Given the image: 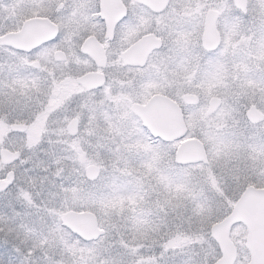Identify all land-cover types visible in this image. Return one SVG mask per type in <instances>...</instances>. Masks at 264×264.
<instances>
[{"label": "snow or ice", "instance_id": "snow-or-ice-1", "mask_svg": "<svg viewBox=\"0 0 264 264\" xmlns=\"http://www.w3.org/2000/svg\"><path fill=\"white\" fill-rule=\"evenodd\" d=\"M0 21H6L0 23V49L7 53L0 60V107L19 108L24 103L22 85L36 79L26 68L40 67L39 58L70 41L76 63L94 70L71 81V87L57 85L56 91H87L99 117L123 133V143H117L125 164L95 174L90 166L93 182L74 210L92 219L74 225L73 231L39 218L50 228L54 244L57 233L77 245L94 241L91 257L80 264H92L97 251L106 264H127L122 247H108L122 225L144 223L163 230L164 225L195 218L211 227L217 252L224 249L227 254L232 230L247 236L253 256L258 249L264 251V188L259 189L262 195L237 194L230 183L241 170L264 177V0H254L250 20H241L231 0H75L71 5L63 0H9L0 7ZM98 30L109 36L119 32L117 64L123 65L119 76L126 78L105 73L100 50L107 44L87 47L84 34ZM79 44L85 45L82 51ZM186 73H195L193 84L203 97L198 110L185 119L178 101L167 97H162L167 103L151 106L160 95L154 90L161 74L167 79ZM130 125L131 133L126 131ZM152 134L155 143L148 140ZM16 164L18 168L0 173V264H32L34 255L2 242L4 231H32L37 224L18 203L40 207L22 187L23 174L31 175L30 165L19 159ZM255 189L249 185L250 191ZM98 209L111 211L98 214ZM199 256L193 251L186 264H200Z\"/></svg>", "mask_w": 264, "mask_h": 264}, {"label": "clouds", "instance_id": "clouds-1", "mask_svg": "<svg viewBox=\"0 0 264 264\" xmlns=\"http://www.w3.org/2000/svg\"><path fill=\"white\" fill-rule=\"evenodd\" d=\"M63 2L71 5L75 0ZM8 3L9 0H0V7ZM231 3L233 11L239 13L241 20L246 16L251 19L254 0H231ZM239 5L246 6L247 11ZM84 35L90 49L101 43L108 45L100 50L105 55L106 62L102 66L105 73L113 79L126 78L119 76V68L123 65L117 64L122 47L119 32L109 36L106 30H98L95 35ZM71 44L72 42L66 41L62 48L54 49L50 56L39 58L36 63L40 67L26 68V72L36 79L22 85L20 91L24 103L19 108L5 110L0 107V173L18 168L17 159L21 164L27 162L31 175L27 172L23 174L22 187L30 193L32 201L40 205L37 208L33 204L19 201L21 211L37 219V224L32 231H4L2 242H10L14 248L25 252L30 249L34 253L32 264H80L91 257L89 249L95 247L94 241L77 245L70 237L57 233L58 239L54 244L50 228L40 224L39 218L46 220L49 226L61 225L75 231L74 225L81 227L85 220L92 219L74 214V210L80 207V194L93 182L89 175L90 166L95 174L97 171L111 170L117 164H125L120 147L123 133L99 117L98 106L90 102L92 97L88 92L66 95L62 91H56L57 85L71 87V81H79L87 72L94 70V67L83 62L76 63ZM84 46L79 44V51ZM56 51L61 52L59 57ZM83 55L87 56L88 53ZM6 56L7 53L0 49V60ZM194 76L195 73H186L177 78L169 74L165 79L161 74L157 78L160 86L154 90L160 95L151 102V106L167 103L162 97L169 100L174 98L186 119L203 102L199 89L193 84ZM185 96L189 99L185 100ZM110 111L115 115L114 109ZM133 116L139 119L138 114L134 113ZM34 124L37 129H33ZM131 127L130 125L126 131L131 133ZM195 131L198 133V129ZM29 136L32 138L31 142ZM118 139L120 144L117 143ZM148 140L155 143V134L148 137ZM230 183L233 192L237 194L249 192V195H262L259 189L264 188V177L251 170H241ZM252 184L256 186L254 192L249 190V185ZM72 189H76L75 194ZM49 209L63 211L65 215L57 216L50 213ZM110 211L111 209H98V214ZM213 239L211 227L202 225L193 218L191 221L185 219L179 225H164L163 230L144 223L122 225L116 230L115 236L110 237L108 247H122L127 255V264H186L193 251L200 253V264H219L221 259L225 260V264H253V261L255 264H264V251L258 249L253 256L243 232L232 230L233 243L228 247L226 255L224 249L216 251ZM65 240L71 242L65 244ZM92 264H106L101 252L95 253Z\"/></svg>", "mask_w": 264, "mask_h": 264}, {"label": "rangeland", "instance_id": "rangeland-1", "mask_svg": "<svg viewBox=\"0 0 264 264\" xmlns=\"http://www.w3.org/2000/svg\"><path fill=\"white\" fill-rule=\"evenodd\" d=\"M0 23H6V21H0Z\"/></svg>", "mask_w": 264, "mask_h": 264}]
</instances>
